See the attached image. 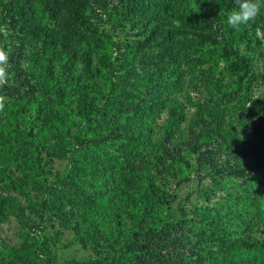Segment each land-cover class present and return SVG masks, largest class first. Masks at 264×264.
<instances>
[{"label":"rangeland","instance_id":"obj_1","mask_svg":"<svg viewBox=\"0 0 264 264\" xmlns=\"http://www.w3.org/2000/svg\"><path fill=\"white\" fill-rule=\"evenodd\" d=\"M86 5L88 24L81 25L66 19L63 0L0 3V28L16 37V68L27 71L35 97L21 111L7 84L0 88V252L18 253L30 242L41 253L38 264H49L48 255L58 264H207L246 246L264 252L257 192L264 188V81L248 90L235 84L219 56L223 43H235L264 72V9L235 30L227 14L236 0H176L173 16L151 36L141 5L133 15L123 0ZM11 9L28 13L34 28L20 33L19 21L9 32ZM175 108L169 141L165 127ZM137 127L150 135L132 148L121 137ZM141 183L154 186L169 208L162 212L153 200L142 217L144 210L128 215L129 193ZM210 211L231 213L225 219L232 228L225 242L219 230L207 233L214 239L204 260L188 235L203 232ZM131 217H140L137 228ZM243 220L250 226L238 230Z\"/></svg>","mask_w":264,"mask_h":264},{"label":"trees","instance_id":"obj_2","mask_svg":"<svg viewBox=\"0 0 264 264\" xmlns=\"http://www.w3.org/2000/svg\"><path fill=\"white\" fill-rule=\"evenodd\" d=\"M125 3H127V7L125 8L127 15H133L136 12V9L139 5H141L140 1L138 0H123ZM200 0H191L193 4H199ZM218 4H226L229 0H215ZM2 0H0V3ZM87 0H63V5L66 9V19H70L73 22H76L81 25H87V21L84 18L83 11L87 7L86 5ZM176 0H147L146 5H141L143 9L147 11V14L145 15V21L150 28L151 36H156V32L158 30V25L160 22L165 21L173 16L176 10L175 6ZM7 22H8V29L10 30L16 29L15 26H18L19 21H23V24L21 26L20 33L25 32V28L33 29V20L30 19L28 13L23 12L19 16L13 9L9 10L6 15ZM2 15H0V24L1 21H3ZM16 37H14L13 34L8 33L7 36L4 35L3 32H0V47H3L5 51L8 53V65L9 64H15L11 67H9L8 72L10 73L11 70H16L15 76L13 82L8 81L7 86L10 92L11 97L15 100L17 106H20L21 111H28V103L27 102H33L34 101V89L33 86H29L25 84V81L28 83V74L27 71L22 73L19 72V69L16 68L17 66V58L20 55L19 47H17V42H15ZM48 40H52V37H45L43 39V42H46ZM101 43L98 45L99 52H101V60H104L103 62H107L106 59L109 55V52L107 50V47H105V44L103 43V39L100 40ZM97 49V50H98ZM219 56L220 59L224 62L225 69L228 73L232 74L234 78V83L243 86L245 89H250L252 84L256 81H264V72H256L252 68V63L250 58L242 51L241 47L239 45H236L235 43H223L219 50ZM102 66L103 63H101ZM12 77L7 76V79H11ZM10 82V83H9ZM27 86V87H26ZM215 87L217 90H222V84L220 81H217L215 83ZM154 102H161L159 100L153 99ZM157 104V103H156ZM147 105H145V108L147 109ZM145 109V110H146ZM142 107H139V111H142ZM178 108H175L172 111L171 119L168 120V123L165 127L166 136L168 137V140L170 141L175 136V129L174 125L177 119V112ZM149 126V125H148ZM28 136H33L34 133L32 130H27ZM150 135V130L148 128H128L125 133H123L122 137L124 140L127 141V144L129 146H132V148H138L141 146L143 142V138ZM9 136H12L10 133ZM151 155V158H157L158 156H162L163 154L158 153H149ZM173 161H179V157L177 154H174L172 157ZM115 166V165H114ZM110 167V166H109ZM114 168V167H113ZM112 170V174L115 176V172ZM182 169V168H180ZM134 191L132 192V195L130 196L129 193V199H128V211L127 214L132 216L133 213H137L138 216H140L141 211L144 210V213L140 216L142 217L144 214L149 212V205L154 200L156 204H159L158 206L161 207V211L168 209V202L166 199H164L162 196L158 195V192L155 190L154 186L150 185V187L147 184H139L137 187H134ZM257 192H260V195L258 197V200L264 199V188L257 189ZM42 207H45V205H42ZM159 207L156 208L155 212H158ZM154 214V212H152ZM231 213L227 214H220V213H213L212 211L205 213L204 217L201 219V221L205 224L206 227H203V232H194L195 235H188V244L194 250L196 251V254L202 258L205 257L204 260H206L207 255L209 252V249L207 247V244L209 240H213L214 238L211 237V235H208L207 233L213 229L215 232L216 230L220 231V235L222 238H224V242L227 239L226 235L231 230V224L230 221L226 220V216ZM137 219L131 217V219L134 222L135 227L137 228V222H139V218ZM41 218H43V212L41 213ZM174 226H178V223H175ZM250 226V222L243 220L242 224L240 223L238 230H244L246 227ZM134 231V230H133ZM235 231V230H234ZM195 237V238H194ZM223 242V243H224ZM47 243V241L44 242V244ZM43 245V244H42ZM47 250L49 248L47 247ZM205 253V254H204ZM225 253L229 254L225 261L223 263H214L212 258L209 259V263L207 264H264V252L260 251L257 248H251L250 246L243 247L241 249H232L229 251H226ZM41 255V253L38 252L37 247L30 242H26L25 247L18 253L12 252V251H4L3 254L0 252V264H18L16 259L19 256L24 257V261L27 264H38L36 262V259ZM49 264H58L57 259H53L48 255L47 258ZM211 260V261H210ZM87 262H77L75 264H87ZM93 262V261H91ZM94 264H101L100 261L95 262ZM106 264H117L114 261H109ZM182 264H206L202 261H196V260H189L185 261Z\"/></svg>","mask_w":264,"mask_h":264},{"label":"clouds","instance_id":"obj_3","mask_svg":"<svg viewBox=\"0 0 264 264\" xmlns=\"http://www.w3.org/2000/svg\"><path fill=\"white\" fill-rule=\"evenodd\" d=\"M262 9H264V0H236V7L227 14V23L233 29L239 30L241 25L254 22ZM0 32H4L5 36L8 35L5 28H0ZM259 35V30H257V36ZM7 65L8 53L0 47V88L7 82ZM5 100L6 97L0 95V111L4 109Z\"/></svg>","mask_w":264,"mask_h":264}]
</instances>
